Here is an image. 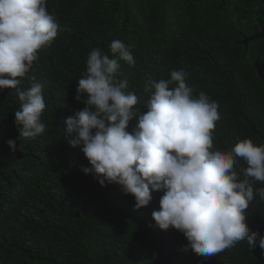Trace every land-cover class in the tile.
Masks as SVG:
<instances>
[{"label":"trees","instance_id":"trees-1","mask_svg":"<svg viewBox=\"0 0 264 264\" xmlns=\"http://www.w3.org/2000/svg\"><path fill=\"white\" fill-rule=\"evenodd\" d=\"M216 0H47L46 10L70 31L59 32L21 80L27 89L44 85L45 132L17 141L15 89L0 90V264H264L257 246L246 240L203 257L178 230H160L151 213L162 193L134 210L135 200L116 184L101 187L79 148L64 140L63 120L84 107L74 99L88 54L109 51L121 40L134 66L121 61L118 79L134 92L145 110L149 81L185 74L194 95L204 92L218 103L213 147L230 151L239 137L264 144V82L257 64L264 62V40L248 48L240 32L242 14L223 12ZM238 16V17H237ZM248 25V23H247ZM249 26V25H248ZM135 125L130 121L129 131ZM236 170L245 167L237 159ZM255 188L264 187L256 182ZM247 225L264 235V201L254 196Z\"/></svg>","mask_w":264,"mask_h":264},{"label":"clouds","instance_id":"clouds-1","mask_svg":"<svg viewBox=\"0 0 264 264\" xmlns=\"http://www.w3.org/2000/svg\"><path fill=\"white\" fill-rule=\"evenodd\" d=\"M47 0H0V90L15 89L20 101L14 113L17 141L45 132L44 85L34 81L19 87L38 59V50L50 45L61 26L46 10ZM121 61L134 66L130 50L119 39L109 51L93 48L88 54L74 99L81 110L63 120L64 140L79 148L101 187L116 184L134 197V210L149 205L152 193H162L159 209L151 213L160 230L175 229L189 248L203 257L233 248L240 241L264 255V235L247 225L246 212L254 196L264 201V144L236 138L230 151L213 147L212 131L219 119L218 103L186 85L185 74L173 70L170 78L149 81L145 110L134 107L138 97L125 92L118 79ZM135 125L129 131L130 121ZM237 159L245 167L236 170Z\"/></svg>","mask_w":264,"mask_h":264},{"label":"flooded vegetation","instance_id":"flooded-vegetation-1","mask_svg":"<svg viewBox=\"0 0 264 264\" xmlns=\"http://www.w3.org/2000/svg\"><path fill=\"white\" fill-rule=\"evenodd\" d=\"M217 7L223 12L233 11L235 17L237 13L242 14L243 24L247 30L240 32L242 35L241 43L247 37L255 34L264 33V0H216ZM238 17V16H237ZM248 23V25H247ZM264 40V37H258L249 42ZM244 44V43H243ZM248 44V46H249ZM248 48V47H247ZM264 63V62H263Z\"/></svg>","mask_w":264,"mask_h":264},{"label":"water","instance_id":"water-1","mask_svg":"<svg viewBox=\"0 0 264 264\" xmlns=\"http://www.w3.org/2000/svg\"><path fill=\"white\" fill-rule=\"evenodd\" d=\"M260 38V37H264V33L261 32V33H258V34H255L253 36H250V37H247L243 40V43L245 44V47L247 48L248 47V44L250 41L256 39V38ZM256 70H257V74L258 76L262 79V81L264 82V63H259L257 64V67H256Z\"/></svg>","mask_w":264,"mask_h":264}]
</instances>
